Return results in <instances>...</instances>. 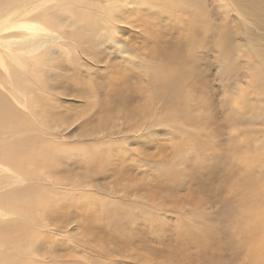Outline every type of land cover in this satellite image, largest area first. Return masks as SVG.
Masks as SVG:
<instances>
[{
	"label": "rangeland",
	"instance_id": "374dc122",
	"mask_svg": "<svg viewBox=\"0 0 264 264\" xmlns=\"http://www.w3.org/2000/svg\"><path fill=\"white\" fill-rule=\"evenodd\" d=\"M189 1L194 11L129 0L114 37L92 39L94 54L80 36L82 55L66 52L57 75L42 62L47 84L37 79L29 95L43 135L33 138L44 154L35 165L52 170L41 174L51 183L32 182L45 200L28 225L0 220V264L250 263L255 251L241 231L254 222L239 182L248 154L264 179V39L255 38L264 22L245 25L222 0ZM81 2L105 10V0ZM135 198L165 217L143 215ZM13 206L0 190V207Z\"/></svg>",
	"mask_w": 264,
	"mask_h": 264
},
{
	"label": "bare ground",
	"instance_id": "6f19581e",
	"mask_svg": "<svg viewBox=\"0 0 264 264\" xmlns=\"http://www.w3.org/2000/svg\"><path fill=\"white\" fill-rule=\"evenodd\" d=\"M153 1L144 0V4H147L149 8V6L152 7L155 3H158V0ZM160 1V6H163L164 10L171 11L170 9L178 7L184 9L185 12L194 11L189 0ZM222 1L224 12L236 11L237 18L245 25L260 21L264 22V0ZM105 2V10L97 11L98 14L94 11L95 7L86 4V2H81V0H75V2L74 0H4V2H0V182L5 183V186L0 187V190L12 195V204H14L11 208L4 209L0 207V220L4 221L7 217L16 216L21 222H26L28 225L29 221H33V217L39 214V208L43 206L42 203L45 198L40 192L33 191L32 182L44 180L46 183H51L50 180L43 178L41 174L51 173L52 170L43 169L44 165L41 162H39L41 164L40 168L36 169L39 166L35 165L37 160L34 156L37 155V159L40 161L44 154L39 153L42 151L39 141L33 138L43 135L35 136V123L41 114L38 113L35 101L29 93L32 90L34 81L37 79L47 84L45 79L38 76L39 69L43 67V61L50 62L51 65L55 64L52 72L57 75L61 66V57L66 52L67 58H80L79 56L82 55L80 36L85 38L86 55L98 51L97 49L93 51L92 39L99 42L102 40L101 37L107 34L108 39L114 37L113 32L116 31L115 16L118 13L119 16L125 18L128 13V10H125L124 6L120 4L127 6L130 2L129 0H105ZM50 8H53L51 13L47 12ZM82 10L89 12L91 18L79 16L78 14ZM133 11H137V9L134 8ZM61 12H65L66 18L63 20H61ZM139 12L140 10L136 13ZM55 17L60 18V23L65 30L53 27L57 24ZM79 19L84 21V24L89 26L91 30L87 31L79 22L81 21ZM253 28L256 27L253 26ZM259 30L264 31L263 29ZM255 38H258L256 41H262L264 35H258ZM248 52L252 54L255 50L249 48ZM230 58L225 56L226 64L230 62ZM257 69L264 71V61L257 65ZM263 76L264 73H261L259 78ZM38 84L40 83L38 82ZM41 90L44 94H47V88H41ZM55 94L57 97L59 96L57 93ZM155 96L156 93L151 90L149 98ZM45 99L47 98L45 97ZM47 116H45L44 121L49 123V119H46ZM255 117L257 118V114L252 119H255ZM59 123V121H56L55 125ZM146 125H148L147 122H143L139 127H145ZM147 129H149V126H147ZM149 130L151 131V128ZM47 134L48 131L45 127L44 136H47ZM107 137L104 139L107 140ZM125 138V135L121 136L122 140ZM108 140H110V137H108ZM124 148L126 150V147ZM245 156L241 161L242 168L246 170L244 174L245 181L242 179V182L239 183L240 188L242 184L241 190L245 193V198L248 201L246 208L251 209L248 210V215L246 214L247 217L249 216L247 219H250L247 221H253L254 224L243 225L241 234L251 239V242L248 245L244 244V247H249L255 251L252 250L254 254L251 255L252 260L248 264H264V179L258 176L255 177L254 173H251L256 155L248 154ZM27 170H33L34 172L29 175L26 172ZM52 177H54L53 173ZM79 186L83 187V184H79ZM75 188L76 186L71 187V189ZM104 200L107 201V199ZM142 200L135 198V200H132V205L140 210L143 215L152 217L157 214L159 218L165 217L166 213L159 212L156 208H148ZM112 210L114 209L111 206L108 211ZM249 211L252 212L249 213Z\"/></svg>",
	"mask_w": 264,
	"mask_h": 264
}]
</instances>
